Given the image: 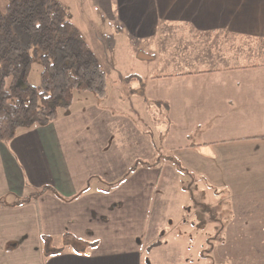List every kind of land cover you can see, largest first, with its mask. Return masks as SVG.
<instances>
[{
  "label": "crops",
  "instance_id": "1",
  "mask_svg": "<svg viewBox=\"0 0 264 264\" xmlns=\"http://www.w3.org/2000/svg\"><path fill=\"white\" fill-rule=\"evenodd\" d=\"M59 1L81 34L76 21L92 34L91 17L105 22L118 39L109 54L130 64L111 67L115 98L110 81L105 100L75 93L55 122L0 141V264L147 262L142 240L153 233L148 247L157 241L152 202L161 166L141 167L110 189L141 160L135 158L113 182L102 179L121 163L126 134L139 129L137 140L154 150L146 124H126L127 115L137 118L126 108V84L139 89L132 98L149 112L153 103H169L167 141L174 146L167 156L231 205L221 211L227 221L213 264H264V0ZM44 188L51 190L20 203ZM257 201L262 205L252 206ZM65 235L97 246L46 258L42 236L60 247ZM160 249L148 253L153 264Z\"/></svg>",
  "mask_w": 264,
  "mask_h": 264
},
{
  "label": "trees",
  "instance_id": "2",
  "mask_svg": "<svg viewBox=\"0 0 264 264\" xmlns=\"http://www.w3.org/2000/svg\"><path fill=\"white\" fill-rule=\"evenodd\" d=\"M39 53L41 84L35 87L29 78ZM78 92L105 100L108 75L62 3L59 0H8L5 13L0 9V141L12 140L22 129L55 122L61 110L71 109ZM158 153L153 164L136 161L110 189L122 184L141 167H160L163 160L173 162L180 173L191 178L192 185L197 182L175 158L160 150ZM50 190L44 188L20 203H30ZM42 243L46 258L66 249L86 253L97 246L72 235H65L60 247L49 236H42ZM163 245L162 241H157L147 248V253Z\"/></svg>",
  "mask_w": 264,
  "mask_h": 264
},
{
  "label": "rangeland",
  "instance_id": "3",
  "mask_svg": "<svg viewBox=\"0 0 264 264\" xmlns=\"http://www.w3.org/2000/svg\"><path fill=\"white\" fill-rule=\"evenodd\" d=\"M7 5L8 0H0V9L3 13H5ZM91 20L94 27L93 34L88 32V26H86L85 22L76 21V24L82 30L84 38L90 44L93 52L97 55L104 70L107 72L108 81H110V91H113L111 95L115 98L113 79H115L116 75L111 67L115 63L127 68L130 61L129 59L125 60L123 57V59H120V56H118L117 60L116 55L112 57L109 54L110 50L117 45L118 39L108 36L110 33L106 28L105 22L99 18L94 19V17H91ZM94 34L104 41L107 46V48L104 47L106 54L103 46L101 44L98 46V43H95L97 38ZM40 57L41 54L39 53L38 57L34 59L29 78L30 84L35 87H39L41 84L42 62ZM125 90L124 98H131V101L128 102L130 107L127 106L126 108L127 110L130 108L134 109L132 111L137 117L131 118L127 115L125 117L126 124L132 123L136 127L140 126L139 122L143 125L146 124L149 132L153 135L152 138H154V150H145L144 144L137 140L136 133L141 132L139 129H137L134 136L126 134L124 137L126 149L120 152L121 163L118 165L111 164L110 171L102 177L108 183L122 176V170L127 172L135 158L151 162L158 157L159 150L164 155L172 156L173 154L171 148L174 144L167 141L169 117L166 114V109L169 103H153L155 106H151L149 112V108L145 110L142 102L133 100L132 97L136 95L134 92L139 90L136 86L126 84ZM79 93L76 95H79ZM132 144H135L136 148L132 147ZM122 155H124V158H122ZM160 170L162 174L153 192L152 218L155 214L157 215L158 225L156 227L158 231H155V233L157 232L155 236H158L157 241H162L164 245L162 249L154 253V264H213L215 260L213 261L210 258L211 253L209 250H213L214 246L223 240L227 216L223 215L221 211L224 207H231V205L225 197L208 195V192L204 190L202 185H198V182L192 185L191 178L180 173L174 164L167 160L162 161ZM140 194L141 199L146 196V187H142ZM258 205H262V203L257 201L252 204L254 207ZM149 234L142 240L143 250H145L147 259V262L144 260L143 264H153L149 257L151 254L149 255L146 251L148 248L147 244L153 242L152 237H150L152 235ZM250 257L255 258L252 255H249Z\"/></svg>",
  "mask_w": 264,
  "mask_h": 264
}]
</instances>
